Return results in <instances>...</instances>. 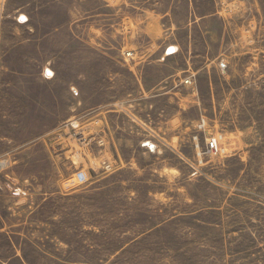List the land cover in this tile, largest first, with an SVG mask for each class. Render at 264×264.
Masks as SVG:
<instances>
[{
  "label": "rangeland",
  "instance_id": "374dc122",
  "mask_svg": "<svg viewBox=\"0 0 264 264\" xmlns=\"http://www.w3.org/2000/svg\"><path fill=\"white\" fill-rule=\"evenodd\" d=\"M0 264H264V0H0Z\"/></svg>",
  "mask_w": 264,
  "mask_h": 264
},
{
  "label": "built area",
  "instance_id": "2783aa9c",
  "mask_svg": "<svg viewBox=\"0 0 264 264\" xmlns=\"http://www.w3.org/2000/svg\"><path fill=\"white\" fill-rule=\"evenodd\" d=\"M192 81H194V76H191L190 78H187L186 80H184L183 83H185V85H188V84H191ZM199 124H198V128L199 129H204L205 127V121H203V119L199 120ZM146 144H144V148H147L149 150H152L150 149L151 147L149 146V143L148 142H145ZM218 145V142H217V139L214 138V137H211V138H208L206 140V144H205V149H206V152L210 155H217L219 153V147L217 146ZM75 180L77 183L81 184L84 182V177L82 176V174H77L75 177Z\"/></svg>",
  "mask_w": 264,
  "mask_h": 264
}]
</instances>
